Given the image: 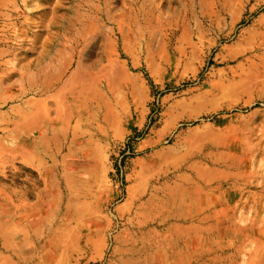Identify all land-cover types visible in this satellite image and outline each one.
Listing matches in <instances>:
<instances>
[{
  "label": "rangeland",
  "instance_id": "374dc122",
  "mask_svg": "<svg viewBox=\"0 0 264 264\" xmlns=\"http://www.w3.org/2000/svg\"><path fill=\"white\" fill-rule=\"evenodd\" d=\"M0 264H264V0H0Z\"/></svg>",
  "mask_w": 264,
  "mask_h": 264
},
{
  "label": "bare ground",
  "instance_id": "6f19581e",
  "mask_svg": "<svg viewBox=\"0 0 264 264\" xmlns=\"http://www.w3.org/2000/svg\"><path fill=\"white\" fill-rule=\"evenodd\" d=\"M84 16L85 15L82 11L78 12V19L81 20L80 22H82V20L84 19ZM86 28L87 26L82 22L80 24V29L77 30V33L85 32ZM68 60H69V55L67 54V55L62 56V58L59 59L58 65L53 60L45 62V63H39L38 64V66L40 65L39 70L37 72H31L30 73L31 78L29 80L35 81V76H38V75H42L48 81L54 80L56 76H58L60 73V67H62L65 63H67ZM58 108L60 109L61 106L58 105ZM43 130L44 129L41 128L39 131L40 135L42 136L45 135ZM22 144H24V142H22Z\"/></svg>",
  "mask_w": 264,
  "mask_h": 264
}]
</instances>
